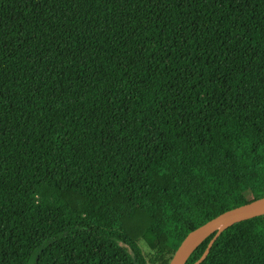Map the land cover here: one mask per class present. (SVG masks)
Here are the masks:
<instances>
[{
  "label": "trees",
  "instance_id": "obj_1",
  "mask_svg": "<svg viewBox=\"0 0 264 264\" xmlns=\"http://www.w3.org/2000/svg\"><path fill=\"white\" fill-rule=\"evenodd\" d=\"M262 196L264 0H0V264H168ZM199 264H264V214Z\"/></svg>",
  "mask_w": 264,
  "mask_h": 264
},
{
  "label": "water",
  "instance_id": "obj_2",
  "mask_svg": "<svg viewBox=\"0 0 264 264\" xmlns=\"http://www.w3.org/2000/svg\"><path fill=\"white\" fill-rule=\"evenodd\" d=\"M264 214V196L226 210L189 231L174 251L168 264H184L194 248L214 232L202 255L193 264H199L208 254L213 242L230 225Z\"/></svg>",
  "mask_w": 264,
  "mask_h": 264
},
{
  "label": "rangeland",
  "instance_id": "obj_3",
  "mask_svg": "<svg viewBox=\"0 0 264 264\" xmlns=\"http://www.w3.org/2000/svg\"><path fill=\"white\" fill-rule=\"evenodd\" d=\"M143 248H144L145 254H146V256L148 258V261H149V256H150L151 252H149L145 247H143ZM149 264H164V263H163L162 260H160V261H157V262H154V263L149 261Z\"/></svg>",
  "mask_w": 264,
  "mask_h": 264
}]
</instances>
